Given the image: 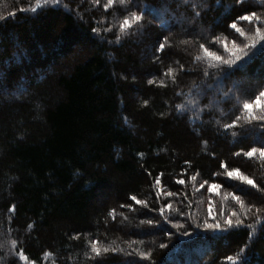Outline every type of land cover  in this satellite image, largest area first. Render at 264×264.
I'll use <instances>...</instances> for the list:
<instances>
[{
    "label": "trees",
    "instance_id": "trees-1",
    "mask_svg": "<svg viewBox=\"0 0 264 264\" xmlns=\"http://www.w3.org/2000/svg\"><path fill=\"white\" fill-rule=\"evenodd\" d=\"M125 2L0 0V264H264V0Z\"/></svg>",
    "mask_w": 264,
    "mask_h": 264
},
{
    "label": "snow or ice",
    "instance_id": "snow-or-ice-1",
    "mask_svg": "<svg viewBox=\"0 0 264 264\" xmlns=\"http://www.w3.org/2000/svg\"><path fill=\"white\" fill-rule=\"evenodd\" d=\"M113 2V0H108V4H111ZM240 0H237V3H239ZM108 5H105V8H107ZM240 21H248V22H251L253 21V19H259L255 12H252V13H245L243 15H240L239 17H237ZM131 20L132 21H140L141 20V16L138 15L136 12H132L131 13ZM130 26V20L128 17H125L124 20H123V23L120 25V27L123 29V28H126V27H129ZM229 27L233 30H235L236 33H239L240 35H243V33L240 31V29L237 27V23H236V20H233L230 24H229ZM95 31V30H93ZM260 29L259 28H256V32L259 33ZM203 47V46H202ZM226 47V45H225ZM165 48V45L163 43H159L158 47H157V51L158 52H162ZM205 52L208 53L209 56H213L214 54L211 53V52H208V49L205 48L204 49ZM229 51H232L231 49ZM216 60H220L221 58L219 56H215L214 57ZM236 59H239V56H236ZM234 63V61H233ZM262 98H264V91H261L259 93V95L256 97V101H255V106H259L262 102ZM243 107L248 110L249 112H251L252 108L254 107V105L252 103H244ZM232 126H235V121H233L232 123ZM226 127H228L226 125ZM257 151H259V153L264 156V147H261L259 149H257L256 147H252L250 148L248 151H243L241 150V152L239 153H236V155H243L247 158H252L254 157V155L257 153ZM221 169H227V164L224 163V162H221V165H220ZM193 180L196 179L195 176L192 177ZM225 180H238L241 182L242 185H250L252 186L253 188H255L257 191H260L262 193H264V189L260 188L259 185H257V183L255 182L254 179L250 178L249 176L247 175H244L241 170L239 168H232L230 170H227L226 172V176L224 177ZM157 184L160 183L159 179H157ZM179 184H183L184 183V180L181 179L178 181ZM201 187L203 188L204 185H201ZM221 187V184H218V183H212L209 187H208V191L211 193V192H215L217 189H219ZM168 195H171V193H169ZM238 203H240L241 205H243V201H241L240 197L239 196H235L233 197ZM130 199L132 201H135V203L137 205H140V204H143L144 201H141V200H138L136 198V196H131ZM212 206L211 204H209V216L211 217L212 216ZM159 212L160 214H163L164 213V208H160L159 209ZM236 213L233 212L228 218L225 219L224 221V224L227 225V226H232L233 225V219H232V216H235ZM165 219H167V217H165ZM171 222V221H169ZM143 223V222H142ZM153 223L152 220H148L147 221V224L148 225H151ZM235 223L237 225H240L242 224L243 222L239 219H237L235 221ZM178 227H180L181 225H177ZM203 227L205 228H208V229H219L221 227V224L219 221L215 222V223H208V222H205ZM185 235H187V233H185ZM95 244L96 242L94 241L93 242V245H92V248H93V251L99 255L100 254V249L96 248L95 247ZM161 247H164V245H161ZM104 251H107V249H104ZM113 251H115V249H113ZM229 260H232V257H228Z\"/></svg>",
    "mask_w": 264,
    "mask_h": 264
},
{
    "label": "rangeland",
    "instance_id": "rangeland-1",
    "mask_svg": "<svg viewBox=\"0 0 264 264\" xmlns=\"http://www.w3.org/2000/svg\"><path fill=\"white\" fill-rule=\"evenodd\" d=\"M119 1V4H122V5H124V4H126L127 2H125V0H118ZM129 20H130V23L131 22H133L132 20H131V18H129ZM228 47H229V49H231L232 51H235V50H237L238 48L237 47H235V45H233L232 43H230L229 45H228ZM253 105H254V107L252 108V109H256V110H258L262 115H264V98H262V102H261V104L259 105V106H255V101L252 103ZM214 196H217V197H219V191H218V189L215 191V192H211Z\"/></svg>",
    "mask_w": 264,
    "mask_h": 264
}]
</instances>
